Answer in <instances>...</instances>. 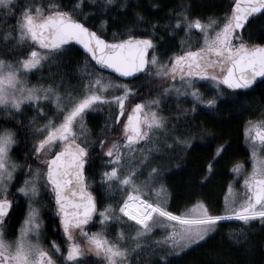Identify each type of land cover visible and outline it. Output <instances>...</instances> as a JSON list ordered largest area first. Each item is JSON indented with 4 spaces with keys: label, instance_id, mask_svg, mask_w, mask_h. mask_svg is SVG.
Returning <instances> with one entry per match:
<instances>
[{
    "label": "snow or ice",
    "instance_id": "1",
    "mask_svg": "<svg viewBox=\"0 0 264 264\" xmlns=\"http://www.w3.org/2000/svg\"><path fill=\"white\" fill-rule=\"evenodd\" d=\"M86 6L94 11L84 12ZM129 7V0L119 4L117 0H74L71 7H65L62 0H0V116L7 118L0 123V264H89L88 253L99 264H173V258L206 241L224 221L250 226L258 220L264 227V108L244 122L253 168L244 176L242 193H234L233 185H228L222 211L214 212L202 200L185 214L170 211L164 181L169 169L163 163L179 160L178 153L187 152L197 138H216L203 125L194 128L182 123L184 111L195 112L197 105L217 111L218 98H226L222 85L235 93L264 78V43H253L250 35L246 38L248 29L259 21V39L264 40V0H229L222 16L207 19L193 15L197 0L181 3L179 11L170 10L171 19L164 27L169 39L175 40L181 30L187 39L181 38L179 51L170 55L172 45L161 49L164 37H157L156 24L145 30L146 35L134 34L145 22L140 11L134 10L130 22L113 31L111 39L105 38L110 20L121 23L111 15L113 9L120 12ZM90 16L104 17L95 30L87 26ZM12 18L15 23L8 24ZM195 30L202 36V41L197 39L199 46L191 43ZM72 41L82 45L86 55L77 68L78 84L68 88L64 86L66 54ZM45 64L50 83L30 84L28 72L41 70ZM107 69L119 77H106ZM134 73L161 78L159 83L167 86L156 96L142 99L136 86L122 79H134ZM197 80L215 85L213 98H205ZM171 92L177 97L191 96L193 107L165 116L162 103ZM49 103L54 109H46ZM105 108L109 116L93 138L85 118L90 111ZM26 110L36 115L27 118ZM41 114L43 123L38 122ZM9 121L13 126L6 127ZM21 137L31 144L23 164L11 156ZM230 146L228 141L217 145L205 167L204 182ZM97 156L101 168L91 174L99 176L98 187L105 193H120L122 202L115 206L108 203L99 208L90 190L88 173ZM32 157L38 167L33 166ZM25 165L24 179L17 181V169ZM231 170L240 175L243 163L237 161ZM14 181L19 186L12 192ZM45 196L50 199L45 201ZM20 197L26 202L24 219L19 234L10 239L8 222L21 207ZM53 205V219L58 218L65 237L63 247L55 240L50 247L41 242V210ZM97 215L99 229L87 231ZM113 223L123 225L114 237L108 234ZM157 225L170 228L165 227L166 235L149 240ZM230 239L248 250L241 244L248 240L243 227ZM209 264L238 262L217 258Z\"/></svg>",
    "mask_w": 264,
    "mask_h": 264
},
{
    "label": "trees",
    "instance_id": "2",
    "mask_svg": "<svg viewBox=\"0 0 264 264\" xmlns=\"http://www.w3.org/2000/svg\"><path fill=\"white\" fill-rule=\"evenodd\" d=\"M120 2L121 0H117V4ZM185 2H188V0H129L131 7H129L126 11L121 10L120 12H117L115 8L113 9L111 15L119 19L121 23L115 24L110 20L109 23L111 26L104 32L105 38L111 39L113 31H120L125 23L130 22L132 19V12L136 10L142 13L145 18V22L139 25L138 30L134 33L135 35H146L147 32L145 30H150V26L152 24H156L157 37H164L161 49L169 48V45H172L168 55H170L171 52H176L177 50L179 51L180 38L184 34V31H178L175 35V40H171L169 39L168 30L164 26L167 25L171 19L169 15L170 10L179 11L178 6ZM72 3H74V0H62V4L65 7H71ZM137 4L139 5L138 8L136 7ZM197 4V11L193 12V15H198L202 19H207L209 16H221L229 8V0H197ZM91 11H94V9H90L87 6L84 8V12L86 13ZM103 18L104 17L100 16H90L87 20V26L92 27L95 30L99 27L100 20ZM7 23L14 24L15 19H9ZM249 35L252 37V42L256 43L257 36H255L254 27H250L248 29L246 32V38ZM149 51L151 52V50ZM66 59L69 60L67 63L68 75L65 77L64 83L67 84V86H71L75 83V79L73 78L74 75L76 72H79L77 71L78 66L85 62V55L75 46H72L71 50L66 54ZM52 70L55 71V68L53 67ZM48 71V67H45L37 72L39 74L38 80L45 85L50 83V81L45 78L47 77ZM107 75L111 78H116L111 74ZM142 78H144V74L128 82H139ZM159 81L156 80L150 83L142 82L139 84L137 86V91L140 98H150L154 94L159 93L161 87H166L167 84L161 85ZM225 94L227 95V99L224 97V102L221 101L218 103L220 108L219 114L217 116L208 117L209 120L206 126L216 137L215 139L208 138L209 142L219 145L224 141H228L231 146L222 154L221 157L217 159L214 164L213 174L207 182L202 180V177L206 174L205 166L203 165V161L205 159L200 157L201 155L205 156L203 149L200 151H193L186 164L181 167L179 166L177 172L171 173L165 177L164 181L166 182L169 190L168 207L170 211L180 214L183 209L195 203L197 200L204 201L212 208V205L214 206L215 203L219 201L221 192L224 190V187L230 178L229 169L231 168L232 163L236 162L237 159L243 160V158H247L249 156L248 149L246 148L243 139V129L245 120L248 119L249 116L255 117L254 110L257 98L255 86L248 89L235 90V93H233V91H226ZM166 102V104L170 103V101ZM173 107L169 106V109L164 106L162 107L163 112H165L167 116H172L177 112L175 107ZM196 112L199 114L200 111L197 110ZM108 116L109 113L107 112L90 113L86 116V123L88 128L92 130L93 138H95V133L99 132L100 128L104 125ZM181 117H183V115ZM6 119V117L0 116V123H4ZM121 119H126V116L121 117ZM190 121V116L181 120L182 123H190ZM5 126L11 127L13 125L11 121H9L5 124ZM30 148L31 144L27 143V141L21 137L20 142L17 145H13L11 156L15 161L23 164L24 153ZM31 159L32 163L37 165L35 157H32ZM41 159H43V157H41ZM23 168L26 170V165ZM100 168L101 161L97 156L94 160V167L93 169H89L88 174L89 182L92 184L90 190L97 196L98 207L103 208L105 204L113 203V199L112 197H109L103 189L98 187L99 176H93L91 174L93 171L98 172ZM16 177L17 181L22 182L24 179V172L17 173ZM93 181L97 183H93ZM14 185L15 186L11 188L12 192H15L19 183L14 181ZM49 199L50 198L46 196L45 201H48ZM119 202H122V200ZM20 205L21 207L19 210L13 213V218L8 222L9 228L7 234L9 237L15 236L16 231L24 217L25 205L21 198ZM53 208L54 205L50 208H45L41 213L44 221V239L45 241L47 239L62 241L63 237H60L57 234L61 227L58 225V218L53 219ZM54 224H57V227L55 228L56 230H52V225ZM115 224L116 223H113L111 227H115ZM116 225L119 228L123 227L121 224ZM91 227V225L86 226V229ZM93 229L94 228L92 227L90 230ZM223 230L224 229L222 228L219 234L210 236L206 239V241L201 242L198 246H194L187 250L185 254L173 258V264H209L210 261L217 258L231 259L233 261H237L238 264H264V251H262V249H264V227L257 229V226L253 224L245 227V234L248 236V240L241 241V244L244 248L248 249L247 251H244L243 248L236 246V242L230 241L231 239H228L225 236ZM89 264H94V262L89 261ZM142 264H146V262Z\"/></svg>",
    "mask_w": 264,
    "mask_h": 264
},
{
    "label": "rangeland",
    "instance_id": "3",
    "mask_svg": "<svg viewBox=\"0 0 264 264\" xmlns=\"http://www.w3.org/2000/svg\"><path fill=\"white\" fill-rule=\"evenodd\" d=\"M195 34H197V35H195ZM181 38H185V39H187L186 37H185V33L181 36ZM181 38H180V40H181ZM200 39L201 41H202V36H201V34L199 33V30H195L193 33H192V39H191V43L193 44V45H195L196 46V44H197V39ZM178 51V50H177ZM47 68L48 66L45 64L44 65V67L42 68V69H44V68ZM40 70H36V69H33V70H31V71H29L28 72V74H27V76H26V79L29 81V83L30 84H44V83H42V82H40L39 80H38V78H39V74L37 73V72H39ZM105 74V76L106 77H109V75H107L108 73H104ZM79 75H80V73L78 72H76V74L74 75V79H75V83L73 84V85H71V86H67V84H65L64 83V86L65 87H68V88H72V87H75L77 84H78V77H79ZM112 79H116V78H112ZM161 78H150V77H147L145 74H144V78H142V80L141 81H139V82H126V81H123V82H126V83H128V84H130V85H134V86H136V88H137V86L139 85V84H141L142 82H152V81H156V80H160ZM177 83V82H176ZM179 83V82H178ZM177 83V84H178ZM167 86V85H166ZM196 86L200 89V91L204 94V96H205V98H206V96L208 97V96H211L212 98H213V96L215 95V85L213 84V83H211L209 80L208 81H204L203 83H201V81L200 80H197V84H196ZM158 93H156V94H154L153 96H156ZM152 96V97H153ZM225 96H227L226 94H225ZM151 98V97H150ZM222 97H220V98H218V99H221ZM166 101H170V103H168V104H166L167 102ZM189 101H190V103H191V101H193V99H192V97L191 96H186V95H181V96H179V97H177L176 96V94H175V92H171V93H169V94H167V99L166 100H164L163 101V103H162V107H167V108H169V106H174V107H179L180 105H184V102H187V103H189ZM200 106H202V105H200ZM45 107H46V109L47 108H52V109H54V105H51L50 103L48 104V105H45ZM173 107V108H174ZM170 109V108H169ZM96 112H103V113H105V112H107V113H109L108 112V110L105 108V109H96V110H94V111H90L88 114H90V113H96ZM164 114V113H163ZM36 115V113L34 112V111H29V110H26L25 111V116L27 117V118H31L32 116H35ZM48 115L49 116H52V111H49L48 112ZM86 119V118H85ZM38 122L39 123H43L44 122V119H43V117H42V114H41V117H39L38 118ZM243 136H244V131H243ZM244 143H245V146H246V148H248V150H249V161H246V162H243V171L241 172V174L240 175H237L236 173H234L231 169H232V167L229 169V173H230V178H229V181L227 182V184H226V186H225V190H224V197L226 196V195H229V191H228V185L231 183L232 185H233V192L234 193H238V192H241V191H243V189H244V187H243V179H244V176L247 174V173H249V172H251L252 171V168H253V164H252V155H251V149L248 147V144L245 142V136H244ZM58 150V149H57ZM157 159H159V154H157ZM163 163L168 167V169H169V171L168 172H165V174H164V179H165V177L167 176V175H170L171 173H174V172H177V167H176V165L177 164H175V163H172V162H170V160H168V159H165L164 161H163ZM33 166L34 167H38L39 166V164L37 163V165H34L33 164ZM175 169H176V171H175ZM23 170H25V168H20V169H17V173H19V172H24ZM16 173V174H17ZM141 179H143V177H141ZM108 196L109 197H112V199H113V203H111V204H113L114 206L116 205V203L117 202H119L120 200H121V195H120V193L119 192H117V193H114V194H108ZM21 198V200L22 201H24V199H23V197H20ZM20 198H19V200H20ZM43 199L45 200L46 199V196L45 197H43ZM168 200H169V198H168ZM24 203V207H25V210H26V202L24 201L23 202ZM196 203V202H195ZM195 203H193V204H195ZM108 204V203H107ZM193 204H191V205H189L187 208H185V209H183L181 212H180V214H185V211L187 210V209H191V206L193 205ZM106 205V204H105ZM104 207V206H103ZM222 207L224 208V204H222ZM45 209V208H44ZM44 209H42V210H44ZM42 210H41V213H42ZM25 213V212H24ZM23 219H24V217H23ZM23 219H22V221H23ZM225 223H226V226H227V229H228V232H227V234L229 235V238H230V235H232L233 234V232L234 231H238L239 229H241L242 227L244 228V230H245V226L244 225H241L240 223L241 222H239V221H236V220H231V221H224ZM90 223V225L94 228L93 230H90L91 228H87L86 230L87 231H89V232H93V231H97L98 229H99V227H100V225H99V216L97 215V217H95V219L93 220V221H90L89 222ZM169 227L170 228V225H157L156 227H154L153 228V234H150L149 235V237H148V239L149 240H156V239H158V238H160V237H162V236H164V235H166L167 233L165 232V227ZM20 227H21V224H20V226H19V228L18 229H20ZM117 229H119V227L115 224V227L113 226V227H111L110 226V231H109V235L110 236H112V237H114L115 236V233H116V231H117ZM127 232H129V233H132L134 230H133V228H126L125 229ZM245 232V231H244ZM18 234H19V231H18ZM44 234H42V238H41V242L43 243V244H46L45 242H44ZM230 241H233V240H230ZM83 242V241H82ZM234 242V241H233ZM47 247H50L49 245H47ZM87 259H88V261H90V262H94V264H99V259L97 258V257H95V255L93 254V253H88L87 254V257H86ZM142 263H144V262H142Z\"/></svg>",
    "mask_w": 264,
    "mask_h": 264
},
{
    "label": "flooded vegetation",
    "instance_id": "4",
    "mask_svg": "<svg viewBox=\"0 0 264 264\" xmlns=\"http://www.w3.org/2000/svg\"><path fill=\"white\" fill-rule=\"evenodd\" d=\"M218 17H220V16H218ZM259 24H260V22L257 21L256 22V26L254 27L255 28V34H256L255 36H257L256 43H264V40H260L259 39V37L261 35ZM195 35H197V34H195ZM196 46H199V44L197 43ZM200 81H201V83H203L204 81H208V80H200ZM176 82L177 83L179 82V77H177V81ZM254 86H255V90H256V94H257L256 103H255V110H254L255 111L254 113H255V116H256L259 113V111L262 108H264V78H258L257 81L254 83V85L253 86H250V87H254ZM221 87L225 91H228V90L225 89V87L223 85ZM206 98H212V97L211 96H208V97L206 96ZM221 101L224 102V97H222L221 99H218V103H220ZM222 104L225 105L224 103H222ZM192 107H193V101H191V103L189 101V103L184 102V105L183 106L182 105H180L179 107L177 106V107H175V109L176 110L183 111V110H190ZM219 109L220 108L218 107V110L213 112L211 110H208V108H207L206 105H202V106L197 105L196 111L197 110L200 111L199 114L196 111L195 112H192V111H184V115H183V117H181V120L182 119H185V118H188L190 116V120L191 121L188 124H190L192 127L194 126V128L195 127H198L200 125H203L204 128L209 131V128L206 126V124L208 123V120H209L208 117L215 116V115L217 116L219 114ZM163 113H164L165 116H167V114L165 112H163ZM243 139H244V136H243ZM208 140L209 139H208L207 136H205L203 139L197 138V139L193 140L192 147H190V149H188L187 152L178 153L179 156H180V159L179 160L172 159V160H170V162L175 163V164H178L181 167V166H183L184 164L187 163V161L189 160V157H190V155H191V153L193 151H200V150L203 149L204 150L203 152H205V156L204 155H201L200 157H202V158L205 159L203 161V165L206 167L208 161L212 159V156H213V154L215 152V149L217 147V145L213 144L212 142H209ZM242 146H243V144H242ZM248 153H249V150H248ZM237 161H240L242 163L243 162H246V161H249V156L247 158H243V160H238L237 159ZM236 162L232 163L231 167ZM224 190H225V187H224ZM224 190L221 192L219 201L217 203H215L214 206L212 205V210L214 212H216V211H222L223 210L222 204H224V200H225ZM243 191H244V189H243ZM243 191L238 192V193H242ZM240 224L243 225V222H241ZM250 224L256 225L257 226V229L260 228V227H262L260 225V222L258 220L252 221V222H250ZM56 227H57V224L52 225V230H56L55 229ZM222 228L224 229L223 232H224L225 236L229 239V235L227 234L228 229H227V226H226V223L225 222L220 223L218 230L213 235H211V236H214L216 234H219V232H220V230ZM18 231H19V229H17L15 236L18 235ZM43 231H44V224H43ZM57 234L60 237L62 236L63 237V240L62 241L55 240V241H57L58 243H60L62 245V247H63L64 246V241H65V237L63 235L62 228L58 231ZM15 236H13V237H9L8 236V238L11 239V238H14ZM53 240L54 239H47L46 241L44 240V242L46 243L44 245L46 247H47V245L51 246V241H53Z\"/></svg>",
    "mask_w": 264,
    "mask_h": 264
},
{
    "label": "water",
    "instance_id": "5",
    "mask_svg": "<svg viewBox=\"0 0 264 264\" xmlns=\"http://www.w3.org/2000/svg\"><path fill=\"white\" fill-rule=\"evenodd\" d=\"M70 44L72 45V46H75L78 50H80L84 55H86V50L85 49H83V46L82 45H80L78 42H75V41H72V42H70ZM92 64L93 65H95V62L94 61H92ZM105 72L106 73H108V74H111L112 76H114V77H116V78H118L119 77V75L120 74H118V73H114V71L113 70H111V69H107V70H105ZM143 73H134L133 74V76L135 77L134 79H136V78H138L140 75H142ZM259 78V77H258ZM257 78V79H258ZM123 79V81H132V80H134L132 77H127V78H122ZM255 83V82H254ZM254 85V84H253ZM252 85V86H253ZM224 87H225V89L226 90H228V91H233V90H230V89H227V86L226 85H223Z\"/></svg>",
    "mask_w": 264,
    "mask_h": 264
},
{
    "label": "bare ground",
    "instance_id": "6",
    "mask_svg": "<svg viewBox=\"0 0 264 264\" xmlns=\"http://www.w3.org/2000/svg\"><path fill=\"white\" fill-rule=\"evenodd\" d=\"M226 92V91H225ZM190 149V148H189ZM24 202V201H23Z\"/></svg>",
    "mask_w": 264,
    "mask_h": 264
}]
</instances>
